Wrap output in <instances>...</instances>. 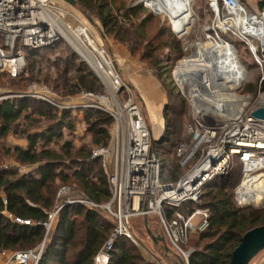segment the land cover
<instances>
[{
	"label": "built area",
	"instance_id": "built-area-1",
	"mask_svg": "<svg viewBox=\"0 0 264 264\" xmlns=\"http://www.w3.org/2000/svg\"><path fill=\"white\" fill-rule=\"evenodd\" d=\"M58 1L62 0H0V74L20 75L25 68L27 51L38 52L60 42H64L89 65L106 95L82 92L72 100L69 98V102H61V97L52 89L32 84L18 98L41 101L59 112L78 110L84 114L87 109H95L112 118L107 146L94 148L90 156L91 160L99 162L106 177L109 200L105 205L98 206L84 195H75L70 187L62 186L57 192L56 205L50 212V226L46 223L44 226L51 230L58 212L66 205L103 209L113 220L114 228L94 256L93 264H109L110 253L117 242L132 239L130 221L155 216L159 219L165 242L180 251L179 246L192 232L208 228L209 209L202 206L204 191L208 186L220 178L231 176L239 166L241 175L234 191V201L238 206H243L247 204L240 201L238 190L245 179L247 166L259 162L260 167L254 174L264 175V120L252 116L254 111L264 107V93L258 96L259 106L253 109L246 106L244 96H237L242 101L235 116L226 117L203 109L195 111L192 105V117L183 128V139L171 153L183 172L175 180L164 179V161L155 147L152 129L113 61L103 50L96 48L87 26L79 24L74 28L68 23L69 14ZM220 2L226 15L223 19L235 18L234 12L239 5L242 6L239 0ZM76 30L80 32L83 43L89 48L93 47L91 44L94 45L93 54L97 57V63H102L101 70H96L65 38L64 32L72 34ZM254 41L263 52L264 46L260 45V41ZM98 52L103 54L107 65ZM258 64L262 67L264 60ZM263 81L264 78L261 79ZM7 98L0 89V102ZM104 105L109 107L105 110ZM10 219L30 225L29 221ZM41 252L13 253L9 263L38 264Z\"/></svg>",
	"mask_w": 264,
	"mask_h": 264
},
{
	"label": "trees",
	"instance_id": "trees-1",
	"mask_svg": "<svg viewBox=\"0 0 264 264\" xmlns=\"http://www.w3.org/2000/svg\"><path fill=\"white\" fill-rule=\"evenodd\" d=\"M75 1L76 6L90 11L94 9L93 0ZM142 10L138 4L127 7L125 19L127 22L132 20ZM110 18L109 12L105 16L99 15L104 28L113 32L119 26L116 20ZM148 19L143 17L139 23L142 38L145 36L143 28ZM58 44L38 52L27 51L25 68L18 78H23L26 71L32 75L36 66V61L32 59L43 57L39 54L55 48ZM169 46L176 48V43L166 45ZM72 56L73 53L67 55L62 61L63 69L57 71L61 73L63 79L62 95L70 98L80 92L97 91L100 88L98 79L81 61L83 65L76 64ZM28 60H32L30 69L27 65ZM58 64L59 62H55L54 68ZM71 68L76 74L74 82L66 78ZM55 88L53 87L54 91ZM259 91H264V81L261 82ZM71 114L70 110L59 112L46 103L27 97L0 102V255L36 249L46 239L44 224L56 205L59 188L68 187L66 184H77L84 196L98 206L108 202L109 189L106 177L99 162L90 159V151L86 152L83 148L74 149L69 141L62 144L60 152L47 147L49 143L51 145L58 142L64 132H69L73 128ZM20 116L22 123L18 121ZM102 116L103 114L95 109H87L83 115L84 123L87 124L86 131L95 137L93 142L98 145L95 148L108 144V133L101 127L106 120L101 118ZM172 117L175 115L170 114V118ZM32 118L52 119L53 122L46 128L30 132L29 128L39 123L37 119ZM167 118L163 137L159 141V144L161 142L164 146L173 142L177 131L176 120ZM19 127L23 129L18 130ZM12 132L27 139L26 149L10 147L3 143V138ZM155 147L160 150L161 146L155 144ZM8 157L29 169L18 174L17 169L6 167L5 160ZM164 166L166 171L164 179L175 180L183 172L176 162L174 169L169 168L166 161ZM70 179L73 180L70 182ZM231 179V176L220 178L204 191L202 206L209 209V225L199 237L200 240L210 238L213 241L203 250L193 251L189 255V264H229L230 255L242 236L247 231L264 225V209L241 210L234 206L231 193L228 192L231 188ZM101 210L105 214L104 217L99 212ZM10 217L29 221L30 225L17 223ZM56 220L55 227L50 230V238L44 241L45 246L38 264H93L94 256L108 237L110 222L114 228L113 220L103 209H89L78 204L63 206ZM123 245L120 239L110 253L109 264H149L135 251L125 250Z\"/></svg>",
	"mask_w": 264,
	"mask_h": 264
},
{
	"label": "rangeland",
	"instance_id": "rangeland-1",
	"mask_svg": "<svg viewBox=\"0 0 264 264\" xmlns=\"http://www.w3.org/2000/svg\"><path fill=\"white\" fill-rule=\"evenodd\" d=\"M137 1L138 0H93V11L87 10L81 6L67 7L70 12L67 21L74 28L79 24L87 26L96 48L103 50L106 56L113 61L123 83L128 87L129 93L132 94L135 103L147 119L152 129L153 137L158 141L155 142V144L163 147H160V150H158L159 153H161V158L164 162L166 161V163H168L169 168L174 169L175 159L173 160L171 153L176 144L183 139V128L190 121L193 111L190 100L186 94H183L174 78L173 70L176 68V63L177 66H179L183 60L189 59L191 61L188 63L192 66L202 64L200 61L195 62V60H198V57L195 55L201 54L202 49L210 47L216 42L232 46L239 64L244 69L242 82L232 89V93L239 97L244 96L246 98V106L253 109L259 106L258 102H260V99L258 96L264 93V91H259L261 79L264 78V64L262 67L258 64L264 59V51L261 52L259 50V44L254 41L256 39L249 40L250 43L248 40L242 39L240 35L235 32L233 29L234 27H230L231 22L237 20L236 16L235 18L223 19L226 15L220 0L217 3L218 9L215 11L210 7V0H191L190 15L192 17V22L189 27H187V32L184 31L186 32L184 36H180L176 32L167 17H164L160 13L155 15L156 13L154 14L150 9L146 8L144 3L138 4L143 10L137 13L132 20L127 22L125 19L126 8L137 6ZM239 1L242 4L245 16L257 17L264 21V13H262L264 0ZM58 3L61 6L62 2L58 1ZM107 12H109L111 20L117 21V26H119L117 27V29H119L118 31L116 29L113 30V32H109L102 25L99 15L105 16ZM143 17H148L149 19L143 28L145 36L142 38L140 37L142 28H139V23ZM230 28L232 29L227 31ZM171 43H176V48H172L171 46L166 47L167 44ZM59 44L57 45L58 47L56 46L49 51L39 54L43 57L38 56L32 59L36 61L35 70L32 75L29 72L27 73V71L24 73L23 78L20 79L18 78L19 75L15 77L7 74L0 75V89L3 95L8 97L7 99L18 98V96L25 92L30 85L39 84L52 90L53 87H56L55 89L58 91L55 90V92L61 97V102H69L70 99L62 95L63 79L61 73L57 72L63 69V59L70 53H73L74 56H72V59H75L76 64H79L81 61L89 69L90 67L64 42H60ZM71 46L74 48L73 45ZM253 48L255 51L257 50V52H253ZM76 51L80 54L78 50ZM32 60L27 61V65L29 66L27 67L29 69ZM55 62H59V64L54 68L53 64ZM83 64L80 63V65ZM92 66L94 65L92 64ZM75 75L73 68H71L67 72L66 78L74 82ZM99 84L100 88L91 93L106 95L104 87L100 82ZM199 91L203 93V90L200 89ZM206 94L227 95L231 94V92L227 89H215L213 91L208 90ZM70 98L72 100L74 96ZM77 103L78 102L75 104ZM102 107L106 110V107H109V105H104ZM70 112L73 117V128L69 130V132H64L58 142L51 145L49 143L47 147L51 150L60 152L62 144L69 141L74 149L83 148L86 152H92L98 145L93 142L95 137L86 131L87 124H85L83 120L84 114H80L78 110H70ZM100 112L103 114L101 118L106 119L101 127L102 129H106L109 142V134L113 125V120L106 113ZM170 114H174L175 117L170 118ZM166 117H168L167 119L176 120L177 128L176 136L173 142L168 146L162 145L161 142L159 144L161 137H163ZM32 119H37L39 123L37 122L31 126L29 128L30 132L39 130L40 128H46L53 122L52 119ZM18 121L22 123V116L18 118ZM23 127L25 128L26 125ZM23 127H19L18 130L23 129ZM3 143L10 147L22 143V149L28 147L27 139L22 135L16 136L13 132L3 138ZM36 147L38 148L39 145H36ZM5 161L6 167L17 169L18 174L24 173L29 169L26 166L15 163L11 157L6 158ZM179 169L182 171L181 168ZM240 175L241 168L238 166L232 172L231 188L228 190V192L231 193L234 206L241 210L264 209V195L260 203L257 202V205L247 203V205L238 206L236 204L234 201V191L239 185ZM72 180L73 179H70V182ZM66 185L70 186V189L74 191L75 195H84L77 184ZM202 202H204V199ZM99 212L103 217L105 216L102 210ZM49 217L46 224L50 226ZM56 222L57 220L55 219L52 223V229L55 227ZM112 230L113 225L110 222L108 237ZM148 232H151L155 237L158 235L162 237L159 219L155 216L134 218L130 221L132 239H121V241H123L125 250L135 251L149 264H189V255L193 251L198 249L203 250L207 244L213 241L210 238L200 240L199 236L201 233H204L205 230H196L179 246L180 252L166 242L163 244L158 241L154 244ZM50 235V228H47L46 239L50 238ZM46 239H44V241ZM44 241L40 243L36 249H29L26 252L31 250L42 251L45 246ZM187 253H189V255L185 258L184 256ZM5 254L12 253L7 252ZM0 256L3 255L1 254ZM262 259H264V251L259 253L250 264H257L261 262ZM261 264H264V262H261Z\"/></svg>",
	"mask_w": 264,
	"mask_h": 264
},
{
	"label": "bare ground",
	"instance_id": "bare-ground-1",
	"mask_svg": "<svg viewBox=\"0 0 264 264\" xmlns=\"http://www.w3.org/2000/svg\"><path fill=\"white\" fill-rule=\"evenodd\" d=\"M211 1V8L214 11L217 10L216 0ZM143 3L154 13H160L167 17L180 36L186 34L187 27L192 22L190 15L191 0H143ZM234 13L237 20L231 22L230 27H234L233 29L242 39L248 41L258 39L261 46H264V21L257 17L245 16L244 10L240 5ZM79 33L77 30L73 31L72 34L64 32V36L80 52L84 59L93 64L96 70H101L100 66L102 67V63L101 61V64L97 63V57L93 54L95 51L94 46L92 47L93 51L92 48L82 42ZM252 50L255 52L254 48ZM98 55L107 65L108 63L103 54L98 52ZM199 55H195L198 57L195 62L200 61L202 64L192 66L188 63L191 60L185 59L173 70L177 84L186 94L195 111L203 109L205 112L225 115L226 117L237 115L242 99L233 94L232 89L242 82L244 69L236 58L234 48L228 44L216 42L212 46L202 49ZM103 73L106 74L105 71ZM200 89L203 90V93H200ZM215 89H227L231 94H206L208 90L213 91ZM262 102L264 103V96H262ZM259 167V162L247 166L245 179L238 190L240 201L246 204L253 203L257 205L263 198L264 175L258 176L254 174Z\"/></svg>",
	"mask_w": 264,
	"mask_h": 264
},
{
	"label": "water",
	"instance_id": "water-1",
	"mask_svg": "<svg viewBox=\"0 0 264 264\" xmlns=\"http://www.w3.org/2000/svg\"><path fill=\"white\" fill-rule=\"evenodd\" d=\"M62 1L66 2L72 7L76 6L75 0H62ZM136 4H143V0H138ZM176 67H177V63H176ZM252 116L256 119L264 120V107L254 111L252 113ZM148 235L152 239L154 244H156L158 241L163 244L165 243L163 237L160 236L155 237L151 232H148ZM262 251H264V225L253 228L247 231L242 236L238 246L233 250V252L230 255L229 264H250V262Z\"/></svg>",
	"mask_w": 264,
	"mask_h": 264
},
{
	"label": "crops",
	"instance_id": "crops-1",
	"mask_svg": "<svg viewBox=\"0 0 264 264\" xmlns=\"http://www.w3.org/2000/svg\"><path fill=\"white\" fill-rule=\"evenodd\" d=\"M62 2V4H61V6H62V8H64L66 11H67V13L70 15V12H69V10H68V8L67 7H72V6H70L69 4H67L66 2H63V1H61ZM75 7V6H74ZM79 113L80 114H83L82 112H80L79 111ZM81 116V115H80ZM80 116H79V118H80ZM17 146H19L20 148H22V143H19V145H16V147ZM11 255L12 254H5V255H3V256H0V264H10L9 263V258L11 257ZM261 262H264V259H262L261 260ZM261 262H259V263H257V264H261Z\"/></svg>",
	"mask_w": 264,
	"mask_h": 264
}]
</instances>
